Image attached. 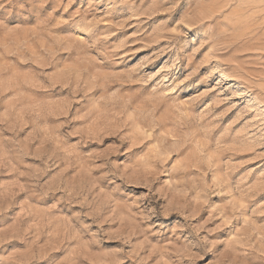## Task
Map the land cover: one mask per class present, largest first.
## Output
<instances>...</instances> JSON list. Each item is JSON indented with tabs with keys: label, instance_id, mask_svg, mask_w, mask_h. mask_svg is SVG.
Here are the masks:
<instances>
[{
	"label": "rangeland",
	"instance_id": "374dc122",
	"mask_svg": "<svg viewBox=\"0 0 264 264\" xmlns=\"http://www.w3.org/2000/svg\"><path fill=\"white\" fill-rule=\"evenodd\" d=\"M0 264H264V0H0Z\"/></svg>",
	"mask_w": 264,
	"mask_h": 264
}]
</instances>
